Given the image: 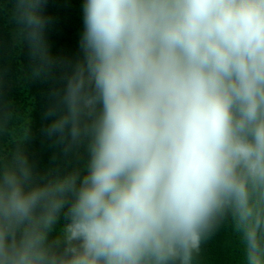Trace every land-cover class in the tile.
<instances>
[{"label":"clouds","instance_id":"9594fccd","mask_svg":"<svg viewBox=\"0 0 264 264\" xmlns=\"http://www.w3.org/2000/svg\"><path fill=\"white\" fill-rule=\"evenodd\" d=\"M10 2L31 76L62 72L43 132L86 160L38 171L0 92V264H194L225 221L264 264V0H84L75 62L48 0Z\"/></svg>","mask_w":264,"mask_h":264},{"label":"trees","instance_id":"16d2710c","mask_svg":"<svg viewBox=\"0 0 264 264\" xmlns=\"http://www.w3.org/2000/svg\"><path fill=\"white\" fill-rule=\"evenodd\" d=\"M84 0H48L45 15L51 18L46 29V40L50 52L55 57L75 62L82 56L80 38L83 31ZM0 92L5 103H10L20 124L30 119L31 138L25 144L30 159L38 171L59 166L61 169L83 167L86 154L81 149L79 155H65L62 146L48 138L43 129L50 123L44 113L50 104V92L53 88L63 87L60 79L62 72L54 69L49 78L31 76L32 60L26 42L18 43L14 39L16 25L11 20L13 4L10 0H0ZM8 135L0 138V149L9 151L14 145ZM64 221L56 225L53 236L63 227ZM243 247L239 235L230 221H225L219 230L205 242L194 264H242Z\"/></svg>","mask_w":264,"mask_h":264}]
</instances>
